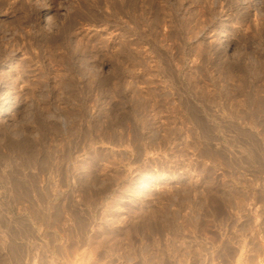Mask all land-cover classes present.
Masks as SVG:
<instances>
[{
  "label": "rangeland",
  "instance_id": "rangeland-1",
  "mask_svg": "<svg viewBox=\"0 0 264 264\" xmlns=\"http://www.w3.org/2000/svg\"><path fill=\"white\" fill-rule=\"evenodd\" d=\"M175 16L194 53L173 50ZM0 56V143L3 125H27L13 140L50 158L8 167L1 148L0 264L25 256L9 190L65 171L90 194L96 245L80 262L260 264L264 147L247 145L264 144V0H0ZM252 112L261 135L239 136ZM28 243L41 264V239Z\"/></svg>",
  "mask_w": 264,
  "mask_h": 264
},
{
  "label": "crops",
  "instance_id": "crops-1",
  "mask_svg": "<svg viewBox=\"0 0 264 264\" xmlns=\"http://www.w3.org/2000/svg\"><path fill=\"white\" fill-rule=\"evenodd\" d=\"M257 166L259 167L256 168L257 171L254 176L255 179L260 182L261 178L264 177V162L257 163ZM66 173L68 174L66 175ZM83 179L86 178L75 177L72 171H65L60 180L56 178L54 180L50 179L47 187H44L43 184L40 183L41 189L37 197L38 200L31 198L27 199V208H29V210H27L26 221L25 218L23 219L25 223L24 227L27 228L28 234L27 260H31L32 258V245L28 243L30 234H35L41 239L42 244L39 245L40 248L48 250L49 248H56L61 251L67 248L71 252V255L69 254L70 260L75 264L80 263L81 257L78 255H80L83 250L90 249L87 240L89 239L88 235L94 228V225L90 224L91 205L90 201H88L90 194L86 188L88 184L87 186L81 187V180ZM261 192L263 193L262 190ZM48 194H61L62 200L53 201L51 203L50 201L40 200L47 198ZM108 195L109 197L111 196L110 193ZM80 198H82V202H80ZM259 200V204L264 207L261 197H259ZM46 204H48L49 208H53V213L48 218L46 224H43L41 220L42 214L38 207L42 205V208L46 206ZM80 222L83 223L84 227L79 226ZM55 233H60V238L54 237ZM65 234L74 235H71L68 239ZM25 236L26 235L23 237ZM86 236H88L87 239ZM47 258H49V256H47L46 259ZM75 258L78 259L77 262H75ZM61 263L63 264L64 262L62 261ZM103 263H105V260ZM260 264H264V256L261 257Z\"/></svg>",
  "mask_w": 264,
  "mask_h": 264
},
{
  "label": "bare ground",
  "instance_id": "bare-ground-1",
  "mask_svg": "<svg viewBox=\"0 0 264 264\" xmlns=\"http://www.w3.org/2000/svg\"><path fill=\"white\" fill-rule=\"evenodd\" d=\"M174 23H175V26H174L175 29L173 31V38L176 40V42H181L182 46L179 44H176V42H174L173 50L176 51L177 53L178 52L194 53L197 48L195 49L192 45L194 37H191V34L193 33V30L192 29L189 30L190 29L189 25L184 21H180L177 16H175ZM167 36L171 37L170 35H167ZM3 60H4V56H0V61H3ZM23 93H25L24 96L27 97V85L24 87L21 95ZM1 96L2 95H0V98H1ZM26 106H27V104L24 106V109L22 111V112H24V114H21L20 118L23 117L25 115V113L27 112ZM3 109H6L5 113L10 112L9 104H6L3 107ZM37 117H38V119H34L35 129H37L40 134L44 135L46 133V131L44 130L46 127L45 118L47 117L46 109L40 110L39 114H37ZM249 119L252 121L250 123L249 129L248 128L245 129L244 127H242L241 123H238V125L236 127V130L238 131L237 134L239 136H246L248 134L251 137H257V136L261 135L258 133L257 125L255 124L257 121L256 113L252 112V114L249 115ZM54 129H56L55 131H57V132H61V130H57V127ZM27 132H29V128H27V125H25V127H21L20 129H13V128L9 127L8 125L2 126L1 134H2V137L4 138V142L0 143V162L3 161L6 157V156H3L1 154V148H5L8 152L13 154V156H11V157L9 156L8 158H6L3 161V164H7L8 167H10L11 162L15 159L14 154L18 153V152L26 153L24 155H21V162L23 163L24 167H29L30 165H32L34 163H38L40 158L45 157V156H42L40 154L27 156V145H22L21 142H16L12 138L13 135L27 134ZM25 138H27V137H25ZM247 147L249 150H252V151H254L253 149L260 151L261 149H263L264 144H262L261 141H253L252 143H249L247 145ZM72 149H73L72 147H69L67 149V151L70 152V151H72ZM254 152H255V154H258V155H255L256 158L259 156H262V154L264 153V152H256V151H254ZM37 157H39V158L37 159ZM45 161H50V158L47 156ZM262 162H264V161H262ZM67 174L68 173H66V175ZM1 177H3L2 181H4V179L6 180L4 175H2V176L0 175V179H1ZM42 184L44 187H47L48 182H44ZM40 189H41L40 184H39V186H36V187L27 186V181L24 178L23 180H21V182H18L11 190H9V191H12L11 195H13L12 197H14L12 200L13 201L12 203H14L17 206V209H18L19 213L21 214L19 221H17L18 222L17 226L25 229V227H24L25 223H24L23 219L25 218V221H26L27 210H29V208H27V199H29V198L37 199ZM261 190L262 189L256 190V193L259 195V197H261V194H262ZM5 193H7V191H5ZM31 193H36V194L34 196H32ZM40 200L50 201V203H51L53 201L62 200V195L61 194H48L47 198H43ZM41 206L42 205H40L38 207L41 214L43 215L42 216L40 214L41 220H42L43 224H46V222L48 221V218L53 213V208H51V207L49 208L48 204H46V206H44L42 208H41ZM10 234H14L15 238L22 239L21 241H23V242H22L21 246L24 248V251H25L24 258L21 261H17L15 263L16 264H36L34 261H32L30 259L27 260V233H25L26 236L23 237V236L19 235V232H14V230L11 229ZM59 234L55 233L54 237L60 238ZM98 235H100V233ZM103 235L105 236L104 232H103ZM88 236H89V239L87 241H88V244L90 245L89 248L93 249L96 245L95 240H94L95 236L92 237L91 234H89ZM88 236H86V239ZM24 244L26 247L24 246ZM45 250H46V253L48 254L49 258L46 259V257H42L41 258V264H62L61 263L62 261L64 262L63 264H75L73 261L70 260V255H71L70 253L71 252L67 248L62 250V251L58 250L56 248H49V250L48 249H45ZM81 254H82V252H81ZM78 256L81 257V255H78ZM76 261H78V259H76ZM78 264H85V263L80 262Z\"/></svg>",
  "mask_w": 264,
  "mask_h": 264
}]
</instances>
